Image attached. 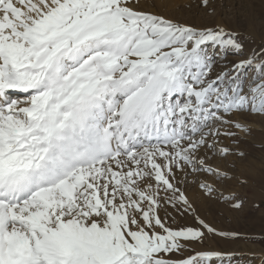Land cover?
Here are the masks:
<instances>
[{
  "label": "snow or ice",
  "instance_id": "snow-or-ice-1",
  "mask_svg": "<svg viewBox=\"0 0 264 264\" xmlns=\"http://www.w3.org/2000/svg\"><path fill=\"white\" fill-rule=\"evenodd\" d=\"M192 6L0 0V264H244L205 210L244 206L264 40Z\"/></svg>",
  "mask_w": 264,
  "mask_h": 264
},
{
  "label": "rangeland",
  "instance_id": "rangeland-1",
  "mask_svg": "<svg viewBox=\"0 0 264 264\" xmlns=\"http://www.w3.org/2000/svg\"><path fill=\"white\" fill-rule=\"evenodd\" d=\"M192 3L191 9H185L180 18L195 24L210 23L218 20L228 27L247 35L255 43L264 40V0H214L216 14L205 17L202 10L196 7L199 0H182ZM254 133L251 142L246 144L248 156L236 160V175L247 184L238 180L228 183L225 194L235 193L244 201V206L237 211L227 204L216 202L205 210L206 217L219 229L241 233L243 238L224 240L210 238L203 246L206 250H218L244 254L247 264L249 254H264V124L253 125ZM199 247V246H198ZM255 264H260L256 259Z\"/></svg>",
  "mask_w": 264,
  "mask_h": 264
}]
</instances>
